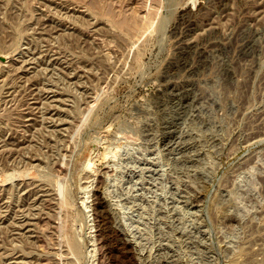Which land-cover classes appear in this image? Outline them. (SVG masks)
<instances>
[{
  "label": "rangeland",
  "instance_id": "1",
  "mask_svg": "<svg viewBox=\"0 0 264 264\" xmlns=\"http://www.w3.org/2000/svg\"><path fill=\"white\" fill-rule=\"evenodd\" d=\"M116 169L174 195L146 248ZM96 198L103 264H264V0H0V264H99Z\"/></svg>",
  "mask_w": 264,
  "mask_h": 264
},
{
  "label": "bare ground",
  "instance_id": "2",
  "mask_svg": "<svg viewBox=\"0 0 264 264\" xmlns=\"http://www.w3.org/2000/svg\"><path fill=\"white\" fill-rule=\"evenodd\" d=\"M109 11L110 10L108 9V12ZM151 13H149V14L151 15ZM104 14H105V12H104ZM150 18H152V17H150ZM146 20H148V19H146ZM122 22H123V24H126L130 28V30L131 29H137L138 24H136L135 21H133V20H131L129 22L124 20ZM144 22H146V21H144ZM148 22H149V20H148ZM152 22H154V21H152ZM119 25L120 24H118V26ZM142 26H143V24H142ZM150 27H151V24H150ZM141 30L143 31L144 29H141ZM126 31H127V28H126ZM140 33H139V35H140ZM145 33L149 34V32H145ZM144 36H145V34H144ZM136 37H138V36H136ZM123 151H124L125 159L118 160L119 166L125 167V168L134 167L135 162H136V159H135L136 157H135V153L133 151L132 146L126 145L125 148L123 149ZM147 153H148V151L146 149H144L138 154L139 158L141 160H143L144 162H147V160H146V158H148ZM121 164H123V165H121ZM164 165H165V160L163 161V159L161 157L157 158L155 160V167H154L155 171H157L159 168L164 167ZM164 178H165V172L159 171L158 177H157V181H158L157 185L158 186L154 191V190H152L146 186V185H148V182H147L148 180L146 177V171H143V172L141 171L140 173L135 174L134 177H129L125 173V171H123L122 169L121 170H117V169L115 170L114 179H113L114 183H119V182L123 181V182H125V185H127L126 187H124L125 185H123L125 195H127V197L124 199V203L121 207V210L123 211V213L127 215V217L124 218V220H125L124 222L126 223L127 227H130V226L133 227L134 226V227L140 228L138 231L139 239H140L142 246L144 248H146L148 246V244L153 243V241H154L153 240L154 239L153 229L154 228L156 229L157 233L161 237L164 236L163 229H161L162 221H163V219H166V215H167L165 212H163V211H165L164 206L166 205V199L164 196L172 195L169 192L167 182L164 180ZM137 189L140 190L141 193L139 195H132V192H134ZM172 196L174 197V195H172ZM64 199H66V198H64ZM96 199L99 201H96L97 204L95 205V215H96L97 219L99 217L102 218L101 223H97L98 224L97 227H98V230L100 233V237L98 238V241H97V242H99V250H98V253L100 254V257H99L100 263L99 264H103L101 262V258H102V253L105 251L106 246L109 247L110 249L111 248L113 249L114 247H112V242L115 241V244L117 246L122 245L123 250H126L129 248V245L124 243L126 241H124V239H123V233L116 230V229H113L111 227V223L114 220L110 216V214L107 212L105 203L98 198H96ZM240 202L243 203V201H241V200H240ZM134 207H137L136 211H134ZM191 218H192V216L187 211V208H182V220H183V222H187ZM156 235L157 234L155 233V236ZM69 237H71V236H69ZM121 241L122 242L124 241V242L121 243ZM71 243H72V241H71ZM72 245H73L72 246L73 248L74 247L76 248V242H75V244H72ZM126 251H128V250H126ZM98 253H96V251H95V256H96V254L98 255ZM134 263H135V260H134Z\"/></svg>",
  "mask_w": 264,
  "mask_h": 264
},
{
  "label": "water",
  "instance_id": "3",
  "mask_svg": "<svg viewBox=\"0 0 264 264\" xmlns=\"http://www.w3.org/2000/svg\"><path fill=\"white\" fill-rule=\"evenodd\" d=\"M233 199V197L230 195V197H229V201H231Z\"/></svg>",
  "mask_w": 264,
  "mask_h": 264
}]
</instances>
